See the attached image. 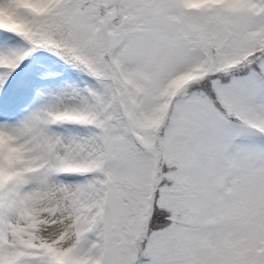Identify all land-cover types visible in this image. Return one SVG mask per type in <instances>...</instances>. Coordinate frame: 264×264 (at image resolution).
Masks as SVG:
<instances>
[{"label":"snow or ice","instance_id":"obj_1","mask_svg":"<svg viewBox=\"0 0 264 264\" xmlns=\"http://www.w3.org/2000/svg\"><path fill=\"white\" fill-rule=\"evenodd\" d=\"M0 264H264V0H0Z\"/></svg>","mask_w":264,"mask_h":264}]
</instances>
